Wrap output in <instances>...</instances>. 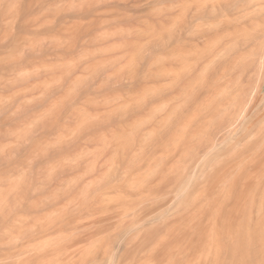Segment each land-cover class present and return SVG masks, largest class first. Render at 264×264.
I'll return each mask as SVG.
<instances>
[{"label":"rangeland","instance_id":"1","mask_svg":"<svg viewBox=\"0 0 264 264\" xmlns=\"http://www.w3.org/2000/svg\"><path fill=\"white\" fill-rule=\"evenodd\" d=\"M0 264H264V0H0Z\"/></svg>","mask_w":264,"mask_h":264},{"label":"bare ground","instance_id":"2","mask_svg":"<svg viewBox=\"0 0 264 264\" xmlns=\"http://www.w3.org/2000/svg\"><path fill=\"white\" fill-rule=\"evenodd\" d=\"M217 112V111H216ZM212 121H214V120H212ZM105 207V206H104ZM93 213V212H92ZM102 223H104V222H102ZM99 224V223H98ZM96 225V224H95ZM78 237V236H77ZM87 237H88V235H87ZM83 238V237H82ZM70 245V244H69ZM73 244H71V246H72ZM61 246V245H60ZM74 250V249H73ZM77 250V249H76ZM71 251V250H70ZM68 252V251H67ZM80 253V252H79ZM74 255V254H73ZM78 255V254H77Z\"/></svg>","mask_w":264,"mask_h":264}]
</instances>
